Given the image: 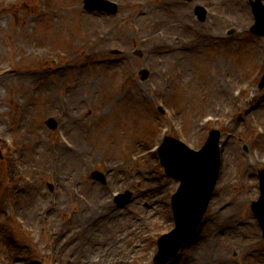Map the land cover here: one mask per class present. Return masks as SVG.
<instances>
[{
    "label": "rangeland",
    "instance_id": "1",
    "mask_svg": "<svg viewBox=\"0 0 264 264\" xmlns=\"http://www.w3.org/2000/svg\"><path fill=\"white\" fill-rule=\"evenodd\" d=\"M114 1L120 4L117 15L105 20L107 25L97 26L98 22H103V16L85 14L82 0H57V4L64 12L68 10L67 7L71 8V12L65 16L64 13L58 15V20L55 24L51 23L50 19L41 20V18H37L35 6L31 3V0H0V200L2 203H0V212L2 213L4 208V196L8 193L7 186L9 183L5 180V175L7 174V169L10 168L8 166L11 164L9 158H3L9 151L4 142L9 144L8 140L11 137L15 140L16 150H24L22 154L23 162L29 164L27 168H31L34 173L32 176L35 184H33L32 188L26 189L24 195L30 207L27 209L24 206L25 204L23 205L24 200H22L20 203L22 211H30L33 216L35 213L43 214L41 205L47 204L48 201L57 202L56 211L51 213L53 214V221L57 225L55 243L50 242L48 244L46 242L42 247L36 246L37 250L44 252V256L46 255L45 262L50 264H64L61 261V257H56L62 256L58 246H56L58 243L64 244L62 249L63 257L72 258V264H89L90 259L94 257L98 262L100 260L98 255L104 248L109 251L110 264H125V260L129 264H151L156 247L151 242L152 240L145 229L141 227V230L136 231L132 235L127 234L129 232L126 231L134 225L139 227L141 223L142 226L146 224L145 220L142 221V219L138 218V216L144 215V210L147 209L144 208L146 203H150L151 212L155 215L157 214L153 221L159 222V224L163 222V219L167 222L169 221L163 202L165 194L167 196L172 192L174 188L172 186H175V184L173 181L160 176L159 173L162 172V169L160 166L156 167L155 163L152 162L155 159L153 155L146 157L135 165L142 166L135 168H144L152 171L153 180L147 179L151 175L138 176L137 180H141V183L135 185L133 181L132 184L129 183V180L118 181L119 179L116 180L115 178L112 187L107 186L105 188L106 193H103L98 184L95 183H92L89 187L91 191L85 187L84 194L88 196L91 208H87L83 204L73 203L74 199L73 202H70L69 195L66 194V190L62 187L65 184L67 185L71 178H78L86 186L88 181L82 179L81 173L76 172L78 168L81 170L83 168V172H86V174H89L93 169L100 170V166L97 165L99 164V157L104 154V150L109 153V155L103 156L104 160H107V163L112 165L118 159H124L126 153L128 154L130 151L136 153L144 150V148L147 149L158 134L160 124L157 121L164 120L160 112L153 109L152 103L144 99V97H147V99L150 97V92L147 90V82L149 83L150 81L146 82L138 75L136 77L131 76L133 78L131 80L135 79L138 83H142L141 89L145 88L146 91H142L143 94L141 95V92L136 90L133 94L129 93L131 96L128 99L117 103L120 99V97H117L118 93L123 90L126 91L129 83H125L124 88L121 89L119 84L122 82V77L128 74L130 76L131 73L136 72V68L143 67L145 60L140 58V55H137L136 52L139 49L141 50L140 53L147 51V46L140 45L137 42L134 43L131 39V34H129L128 25H123L125 24L123 21L124 13H133V10L126 4L128 0ZM146 1L151 3V0ZM219 2L224 3L225 6L220 5ZM233 2L236 3L235 5L241 2L243 5H247L245 0H216V6L220 12L227 16L235 18L238 15L236 19L241 20L243 23H248L250 17H248L246 12L235 10L234 8L236 7ZM157 5L158 2L149 4L148 8ZM183 11H186V15L178 16L181 21L190 22L191 19L195 20L191 10L187 8ZM77 12L78 14L83 12L85 17L76 16ZM157 13L158 10L153 13L151 19H159ZM97 14L102 13L97 12ZM169 14L172 16H169V23L174 26L177 16L174 17V13ZM89 17L91 21H89ZM208 22L209 20L206 19L203 28ZM83 28L84 30L81 31ZM91 28L96 29L91 30ZM106 31H108V36L103 41H99L98 38L101 39L100 36L103 37L102 33H106ZM173 32L168 31V34ZM185 36L183 35L182 37ZM193 36V33H189L186 38L190 39ZM233 36L235 38L238 34L234 33ZM85 38L92 39L86 41V46L95 52L96 55L91 58V60H94L91 68H88L81 77V84L76 86L74 84L75 87L68 88V100L71 99V96H74L76 97V103H71L73 104L74 112L65 113L61 110L60 106L62 104L58 102L59 90L57 84L60 81L58 79L59 76L48 68L49 65L46 67L44 63L47 62L46 57L49 52H54L55 50H59V52L61 50L69 51L68 47L71 44L74 51L73 56L81 59L82 52H76V49H79V47L83 48L79 46V43L82 40L85 43ZM251 38V34H246L243 38L244 40L237 43L236 46L230 45L228 47L220 44L212 46L204 41L200 48L198 47L192 52H187L186 50L177 52L179 54L182 53L186 59L185 69L189 72L188 76L191 83H198L190 88L194 94L192 98L198 97L195 103L184 96L182 99H178L180 106L177 109H180L178 114L181 121L179 119L176 120V126L180 127V131L181 127L185 126L182 134L194 145L204 142L207 136L208 127L201 134L197 133L196 129L192 130L191 128H193L194 118L201 115L198 105L200 104V107L204 106L206 108L210 99L208 97L214 96L208 91V89H211L212 84L209 79H214L217 76V80L214 81L223 87L219 82L220 73L221 69L226 70L228 68L229 63H233L231 65L234 68V70L231 68V78L233 79L236 78L234 71L243 79L248 77L257 66L261 53L252 51L258 43L253 42ZM75 45L79 47H75ZM110 47L127 48L131 50V54L119 65L104 69L106 66L112 65L109 61L114 62L116 58H119L117 56L118 53L111 55ZM136 47H138V50ZM88 48L85 50L87 54L89 53ZM99 63L101 65L106 63V66L104 65L98 70ZM147 63H150V58L146 61ZM245 69L249 70L246 75L241 73ZM156 78L158 77L154 76L152 81ZM96 79L102 81L100 86L87 87L89 85L88 82ZM206 79L208 80L207 82L205 81ZM48 86L50 88L44 92L45 87L48 88ZM30 89L34 90V97L29 96L28 90ZM71 92L73 93L70 96ZM203 95H207L205 103L200 98ZM214 97L213 99H216L215 103L226 106V102L224 103V101L217 99V94ZM90 98L96 100L94 104H91ZM166 100L168 102L172 101L171 96L166 97ZM209 106H212V102ZM64 113L66 115L62 123L64 131L70 141L72 139L78 145L77 148H79L82 156L76 158L69 165H61L62 170L66 171V173H62L61 170V173L55 177L57 184L60 185V194L55 197L49 193L45 173L53 167L49 148L51 145L58 146L59 143L53 130H49L45 121L52 115L63 114L64 116ZM240 113L235 111L234 106L230 112L224 115L226 120L221 121L220 144L224 141L226 142V140L228 141L223 147L224 154L222 153L226 156L225 160L228 162V167L226 171L224 170L220 184L226 185L225 190L229 196L234 195L236 198L234 200L235 205L224 211L220 219L228 221V216L231 217V213H234L237 215L236 218L251 222L252 216L247 205H249V199H253L254 194L258 193V191L255 167L253 166L252 168L251 164L250 150L256 148L260 150L259 153L264 154V139L255 140L247 131L245 132V124L239 120ZM167 115H169V112ZM228 133L231 134L230 139H228ZM59 149L60 145L58 147V155H63ZM149 167L153 170L149 169ZM135 168L133 169L135 170ZM47 175L50 174L47 173ZM52 179L55 186L56 182L54 178ZM161 183H164L165 191H160ZM229 183H231L230 188L227 186ZM169 184L171 186L167 188ZM21 185L23 184L21 183ZM129 186L133 188L130 187L133 195L136 196V200L127 209L119 211L113 205L105 203L111 190L121 191ZM251 187L254 189L251 190ZM34 197L37 198L34 199ZM97 197H100L102 203L105 204L104 209L96 208L95 200ZM8 211L7 207L6 215H8ZM104 212L110 215L104 216ZM148 212L150 213V211ZM68 216H71V222L67 220ZM121 216L122 218L127 216L131 221H127V224H125L122 219H118ZM33 218H35L33 221L28 220V225L30 221L31 226H38V217L34 216ZM2 220L0 216V222ZM24 223L27 224V222ZM96 227H100L104 234L99 233ZM108 227L112 229L109 230ZM8 228H10L9 232H7ZM251 228H249V231H251ZM73 229L75 232L67 235ZM96 231V236H94ZM89 233L94 236L92 240H94L97 247L95 251L87 252L86 254L82 250L86 246L85 238ZM247 234L246 231L242 233L239 237V243L242 241V236ZM123 235L127 236L125 241H116L117 238ZM112 248L114 251H112ZM36 249L34 250L23 235H19L18 227L12 221L6 219L0 229V264H38ZM48 255H51L50 257L53 258L54 262H51V258ZM255 255L264 263L262 251L255 249ZM248 262L258 264L261 261L255 262L249 258ZM99 264L102 263L99 262Z\"/></svg>",
    "mask_w": 264,
    "mask_h": 264
},
{
    "label": "bare ground",
    "instance_id": "2",
    "mask_svg": "<svg viewBox=\"0 0 264 264\" xmlns=\"http://www.w3.org/2000/svg\"><path fill=\"white\" fill-rule=\"evenodd\" d=\"M174 5V6H173ZM176 5V3H175V1L173 0L172 2H171V6H173L172 7V9L175 11V10H178V6H175ZM140 12L142 13V12H147V9H146V7H140ZM161 14V15H160ZM158 15H160L161 17H164V20L162 21L163 22V25H164V27L166 28V30L167 29H170L171 27L167 24L169 21H170V18H169V16H167V14L165 15V13H161V12H159L158 13ZM189 29H190V27H189ZM173 30H179V31H181V32H183V31H187L188 30V27L186 26V25H184V23L183 22H178V23H176V25L170 30V31H173ZM167 31H169V30H167ZM169 31V32H170ZM173 33H170L169 34V36H168V38H166L165 37V40L164 41H162V42H157L156 40H154V39H152V42L150 43L151 44V46H150V48L148 49V56H149V58L152 60V64H154L155 66L156 65H161L162 66V64L163 65H165L166 66V64H165V62L163 63L162 61H161V63L162 64H160V63H158V60L160 59V56L162 55V53L164 52V50L163 49H160V46L162 45V44H164L163 42H165L167 45H168V48H176V49H180L182 46H181V42H176V43H172L173 41H172V37H171V35H172ZM159 35L160 34H155V37H159ZM176 53V52H175ZM180 59H181V56H180V54L179 55H175V56H169V57H167V58H165V60L166 61H169V60H172L173 62L172 63H176V62H178V61H180ZM187 64V63H185V62H183L182 64H181V70L182 71H184V70H186L185 69V65ZM179 72H180V70H179ZM182 75H183V79H184V74L182 73ZM99 82H102V81H100V80H96V81H94V83H96V84H98ZM93 86V85H92ZM136 86V85H135ZM137 87V89H138V91H141L142 92V89H141V87L140 86H136ZM50 87H48V89H49ZM135 91V87H133V92ZM71 100L73 101V102H75L76 103V97H74V96H72L71 97ZM73 160V157L70 155V154H67V156H66V159H63V162L66 164L69 160ZM69 164V163H68ZM202 245H203V242L201 241L199 244L197 243L195 246H197L198 248H197V250H198V252H199V248H201L202 247ZM220 258V257H219ZM193 262H195V261H193ZM199 264H209L208 262H206L205 260H203V258L202 257H200V260H199Z\"/></svg>",
    "mask_w": 264,
    "mask_h": 264
}]
</instances>
